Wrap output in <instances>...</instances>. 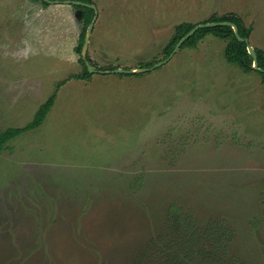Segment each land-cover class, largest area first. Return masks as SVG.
I'll return each instance as SVG.
<instances>
[{
  "label": "rangeland",
  "instance_id": "rangeland-1",
  "mask_svg": "<svg viewBox=\"0 0 264 264\" xmlns=\"http://www.w3.org/2000/svg\"><path fill=\"white\" fill-rule=\"evenodd\" d=\"M58 1L0 0V130L83 69L80 9ZM91 1L87 56L102 70L153 65L176 24L228 12L264 52V0ZM225 45L207 34L138 76L63 84L42 124L0 149V264H131L176 229L171 206L201 237L181 250L190 264H264V87ZM208 221L233 234L205 259Z\"/></svg>",
  "mask_w": 264,
  "mask_h": 264
},
{
  "label": "trees",
  "instance_id": "trees-1",
  "mask_svg": "<svg viewBox=\"0 0 264 264\" xmlns=\"http://www.w3.org/2000/svg\"><path fill=\"white\" fill-rule=\"evenodd\" d=\"M42 2L43 5L48 3L43 0H37ZM86 3H92L91 0H81ZM75 8L80 9L81 18L83 21L82 29L79 34L78 44L75 46V52L80 54L82 47L85 31L89 22L91 21L94 11L92 8L81 5H74ZM217 22V21H228L236 25L238 29V34L242 38H248L251 34V26L245 25L244 21L240 16L233 12H228L223 15H212L209 19L203 22ZM202 22V23H203ZM197 23L192 22H180L176 24L173 28V32L165 46L163 47V52L165 58L173 50L174 46L178 40L184 36L194 25ZM207 34H211L215 37L226 40V45L224 47V55L228 62L239 66L244 72L256 71L261 75V81L264 87V52L261 50H255L257 54V66L260 70L252 68V57L247 51V43L244 41L238 40L236 37L233 28L230 25H216L211 27H202L197 29L189 38H187L180 48H194L197 45V42L204 38ZM89 63L97 70L104 69L103 67H98L94 62L90 61V58L87 56ZM79 62L83 65V69L78 73H71L62 80H59L55 83L54 90L52 94L39 105L38 109L35 111L32 119L23 126L19 127H8L3 130H0V149L4 144L18 135L37 128L42 124L47 113L53 106L56 94L60 87L65 84L70 79H79V80H89L92 76L82 60L81 56L79 57ZM151 63L140 64V67L151 66ZM108 69L115 68L114 66L107 67ZM120 75H129L126 73H118ZM133 75H140V73H134ZM178 213L176 217L173 218V214ZM190 218L186 215L180 213V210L174 206H171L169 209V218L168 220H175L176 229L173 232H167L160 236H154L151 238L149 243L145 246L142 252L137 256V259L131 264H190L188 254H183L182 251L193 247L195 243L198 242V239H201L198 233V228L195 227L193 220H187ZM192 219V218H191ZM225 230L222 233H219L218 227L214 221H208L202 238L205 242L210 243L211 250L202 249L203 258L209 259L213 255V251L216 250V245L219 244L221 249H225L228 246V243L232 239L233 231L228 227H224ZM198 233V234H197ZM226 237L227 244L223 246L224 238ZM182 250V251H181ZM236 262L233 264H248L247 262L240 261L236 257ZM211 264H222L219 259L213 258L210 259ZM253 264V263H250Z\"/></svg>",
  "mask_w": 264,
  "mask_h": 264
},
{
  "label": "water",
  "instance_id": "water-1",
  "mask_svg": "<svg viewBox=\"0 0 264 264\" xmlns=\"http://www.w3.org/2000/svg\"><path fill=\"white\" fill-rule=\"evenodd\" d=\"M43 1H46V2H54V3H57L59 2L58 0H43ZM64 3L66 4H72V5H81V6H87L89 8H92L93 11H94V15L91 19V21L89 22L88 26H87V29L85 31V35H84V39H83V43H82V47H81V50H80V56L82 58V60L84 61L88 71L90 73H110V72H114V73H126V74H134V73H140V72H146V71H149L155 67H158L160 65H163L165 64L167 61H169V59H171V57L175 54V52L180 48V46L182 45V43L187 39L189 38L197 29L199 28H202V27H211V26H216V25H230L233 30H234V33L236 35V37L238 38V40L240 41H244L247 43V51L248 53L250 54V56L252 57V60H253V63H252V68L253 69H257V70H260V68H258L257 66V54H256V51L255 49L248 43V38H242L239 36L238 34V29L236 27L235 24L231 23V22H228V21H215V22H203V23H197L194 25L193 28H191L184 36H182L178 42L176 43V45L174 46L173 50L170 52V54L156 62L155 64H153L152 66H149V67H140V68H134V69H130V68H123V67H116V68H113V69H110V70H97L95 69L90 63H89V60L87 59V49H88V44H89V40H90V36H91V33H92V29H93V26H94V22H95V19H96V15H97V9H96V6L94 3H86V2H83L81 0H63ZM80 17H81V11H80Z\"/></svg>",
  "mask_w": 264,
  "mask_h": 264
}]
</instances>
